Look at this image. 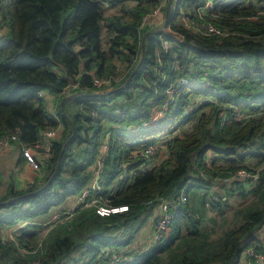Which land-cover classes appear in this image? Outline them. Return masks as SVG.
<instances>
[{
  "label": "trees",
  "instance_id": "trees-1",
  "mask_svg": "<svg viewBox=\"0 0 264 264\" xmlns=\"http://www.w3.org/2000/svg\"><path fill=\"white\" fill-rule=\"evenodd\" d=\"M160 1L113 0L122 5L121 13L106 18L102 0H0V26L7 30L0 33V138L17 134L21 145L32 146L43 131L64 125L62 136L52 142L44 182L22 191L10 188L0 197L4 202L29 194L0 206V264H108L116 253L132 255L118 250L130 245L157 204L178 200L187 183V203L174 209L168 235L142 256L134 254L132 262L119 264H237L245 249L262 251L254 235L264 225V168L252 170L247 161L264 162V119L254 116L264 109V0H173L168 25L146 38L132 80L105 96L137 67L143 35L162 26L152 23L140 30L142 17ZM207 1L212 9H204ZM131 2L136 4L126 6ZM180 16L195 25L186 27ZM207 23L226 35H208ZM104 28L112 35L108 50L102 48ZM114 58L128 64L118 81ZM66 75L78 83L69 95L89 96L66 100L64 114L60 103L67 95L62 92L71 85ZM108 77L110 87L93 86L94 78ZM41 93L58 96L57 119ZM163 106L164 116L155 121ZM237 111L249 116L236 119ZM191 122L192 129L185 131ZM72 127L75 135L49 183ZM106 136L99 186L85 201L127 210L101 216L94 206L82 205L62 210L70 211L63 221L54 216L43 221L52 208L91 187ZM150 145L157 146L155 155L140 156ZM161 149L166 157L151 166ZM241 169L258 173L251 190L240 182L236 188L243 195L252 191L254 201L237 211L239 224L210 242L189 194ZM233 184L224 186L234 191ZM206 199L213 209L225 202L222 196ZM52 222L67 226L45 241L40 230ZM6 226L17 228L14 241H4Z\"/></svg>",
  "mask_w": 264,
  "mask_h": 264
},
{
  "label": "built area",
  "instance_id": "built-area-1",
  "mask_svg": "<svg viewBox=\"0 0 264 264\" xmlns=\"http://www.w3.org/2000/svg\"><path fill=\"white\" fill-rule=\"evenodd\" d=\"M110 1L111 0H102V3H103V5H107ZM166 5H167V0H161L159 5L155 9L146 13L142 17L140 30L145 29V27L147 25H150L152 23V21H156L157 19H159V21H160V19L163 18V13H164V9L166 8ZM212 8H213L212 1H207L204 9H212ZM200 10L202 11L203 8H200L199 11ZM182 21H183L184 25L188 28L195 25L194 21L188 19L185 16L182 17ZM203 29H204V32H206L208 35H210V34L211 35L212 34L226 35V33H224L221 29H219L218 27H216L210 23L204 24ZM161 39L163 41L164 47H167V42L163 38H161ZM112 80L113 79L111 77L103 78V79L94 78L93 79V86L96 87L97 89L110 87ZM183 81L186 82V79H183ZM77 88H78V83H74L73 85H70L68 88H66L62 93L64 95H68V94H70V91H73ZM41 96H42V93H41ZM165 111H166V106H163L155 114L154 120L157 121L159 118L163 117ZM234 116L236 119H243V118L248 117L249 115H245V114H242L241 112L237 111L236 113H234ZM254 116L261 118V119H264V109L257 111L254 114ZM52 117H54V116H52ZM225 119H226V117L223 118V121ZM129 128L131 129V127H129ZM57 134H58V128L54 127V128H50V129L43 131L41 134V137L45 140L46 139L47 140H51V139L55 140L57 137ZM108 141H109V137L106 136V141L101 146V149L103 148L105 152L102 153L101 149L99 151V152H101V154L98 156L99 160L96 161V171H95V176H94V180H93L91 187H89L88 189H85L83 191V194L81 196L82 198L80 199L79 204H77V202H76L74 207H72L71 211H73L75 208L82 206V205L94 206L96 208V212L101 216L109 215L111 213L118 212V211L127 210V208H128L127 206L112 207V206L105 205V204L98 205L97 204L98 202L95 199L91 200V203H89V202L87 203L85 201L86 198L90 195V193L93 190H96L99 186L98 183H99L100 174H101V171L103 168V160H104L105 154H106L107 149H108ZM14 142H19V138H18L17 134L2 136L0 138V150L4 149L5 147L9 146L10 143H14ZM39 146H40L39 142H37L36 144H34L32 146H24V145L21 146V153L30 165H36V159L33 155L32 148H38ZM156 152H157V146L150 145L141 152L140 156L152 157L153 155H155ZM262 153H264V149L262 150ZM220 180H221V183H223V184H229L231 182H235L236 183L235 187L241 183L246 190H251L256 185V181L258 180V173H252V172H249L245 169H241V170H238L231 177L222 178ZM188 184L189 183L184 185V187L182 188L178 200H175V201L162 200L155 207L156 215L152 219V225L149 228V232L151 234V246L155 245L156 243H158L159 241H161L165 237L166 232L168 231V229L171 227V225L173 223L174 209L178 208L180 205L187 203V187H188ZM247 188H251V189H247ZM214 198H217V196H214ZM69 212L59 213V214L54 216V219L63 221L64 220L63 216L67 215ZM15 231H16V229H13L12 231H10L8 237L5 238L4 241H6V240L14 241L15 240V237H14ZM133 255L134 254L123 255V254L116 253V254L111 255L109 257L108 264L130 263L134 259ZM241 257L244 260V264H264V252L258 251L252 247L245 249L243 251ZM104 258H105V256H99V260L104 259ZM94 264H98V263H94Z\"/></svg>",
  "mask_w": 264,
  "mask_h": 264
},
{
  "label": "crops",
  "instance_id": "crops-1",
  "mask_svg": "<svg viewBox=\"0 0 264 264\" xmlns=\"http://www.w3.org/2000/svg\"><path fill=\"white\" fill-rule=\"evenodd\" d=\"M111 0L107 5H104V16L106 18H110L114 15H119L121 13V7L122 5H113ZM136 4L135 2H131L126 6H133ZM153 24H163V18L157 19L156 21H152ZM151 23V24H152ZM6 28L3 24L0 26V33H6ZM112 35L108 34L107 28L103 29L102 34V48L104 50H108L110 46V37ZM112 63L115 65V80L118 81L122 79L126 73L128 72L127 62L124 60H118L114 58L112 60ZM120 72L119 76H117V73ZM91 74L94 76L95 72H91ZM63 94V93H62ZM69 96V94L67 95ZM42 97L44 98L46 110L51 116L56 117L57 119V110L59 106V98L58 96L50 93H42ZM66 98V97H65ZM62 103V102H61ZM60 103V105H61ZM77 107L75 105H71V110L74 111ZM56 115V116H55ZM61 125V126H60ZM58 128V134L55 140H58L64 131V125L59 122V124L56 126ZM54 139L51 140H45L42 137L39 140L40 146L38 148H32L33 155L36 159V165H30L27 160L23 157L21 153V144L19 142L10 143L9 146L5 147L4 149L0 150V197L3 195H6L10 188H13L14 191H22L26 189L27 187L31 186L32 184H41L44 182L45 178L48 175L49 172V160L51 159V152L49 150V147L51 148L52 142ZM49 142L50 144L48 145ZM42 143V144H41ZM162 142H160L161 144ZM36 149V150H35ZM101 149V148H100ZM48 150V151H47ZM158 154V155H157ZM155 156V159H151L152 165H156L161 161L164 157H166V152L164 149H161ZM206 185H212V190L207 188ZM222 187L221 192H223L222 199L224 201H227L228 198V192L227 190H231V187L220 182H214V183H208L205 184V186H200L198 191L190 196V206L195 211L196 214H202V213H208L211 210V206L208 207V205L205 204L208 199L204 200V196H221L218 193H214L215 191H218L219 189H214V187L219 186ZM236 184H233V187L235 190L239 186ZM231 193V192H230ZM217 194V195H214ZM72 201H70L71 205L75 203L74 198H71ZM70 199H68L69 201ZM64 210V209H61ZM70 210V209H66ZM156 210H153V213L155 214ZM153 214V215H154ZM152 215V216H153ZM48 217V215L46 216ZM42 219L48 220V218L42 217ZM46 223H44L45 225ZM62 224V223H60ZM62 226V225H60ZM58 226V227H60ZM61 228V227H60ZM10 227H5L2 231V236L5 238L8 237L10 233ZM61 230H57L56 232H60ZM50 231H48L49 233ZM59 234V233H58ZM255 238L258 240V245L261 247V252H264V225L256 232L254 235ZM112 249V248H111ZM237 264H244V260L241 257Z\"/></svg>",
  "mask_w": 264,
  "mask_h": 264
},
{
  "label": "rangeland",
  "instance_id": "rangeland-1",
  "mask_svg": "<svg viewBox=\"0 0 264 264\" xmlns=\"http://www.w3.org/2000/svg\"><path fill=\"white\" fill-rule=\"evenodd\" d=\"M180 19H182L181 16H180ZM119 73L120 72L117 73V76L120 75ZM192 126H193V122L188 123L185 125L184 130L189 131L192 129ZM101 151L102 153L105 152L103 148L101 149ZM100 154L101 152H98L95 161L99 160L98 156ZM153 159H155V157ZM247 163L250 165V167H252L251 168L252 170L258 169L260 171V169L264 168V162L256 166L257 160L254 158L248 159ZM206 187L212 190V185H206ZM199 188L200 187L192 189L193 191L191 192V195L193 194V192L195 193L196 191H198ZM214 189H219L218 191H215L214 193H218L221 196H223V192H221L220 190L222 189V187H220V185L217 187H214ZM247 189H251V188H247ZM83 191L75 197L74 199L75 203L77 202V204H79V201L82 198L81 196L83 194ZM227 191H229L227 201L222 203L220 207H217L215 209L211 208L210 212L208 213L206 212L202 214H197V217L201 219V229L203 231H207V234L209 237L208 241L210 242H214L218 240L219 237L224 233V231L239 224L241 220H240V217L237 211L239 209L248 207L254 201V195L252 191L251 192L247 191V193H244V195L240 193L239 190H234V191L227 190ZM70 201H72V199H70L69 201L67 200L66 202H64L62 205L58 207L52 208L48 214V217H46L47 216L46 215L44 216V218L51 219L53 216L59 213H62L61 209L71 210L72 207H74L75 203L71 205ZM153 214L154 213H152V215ZM155 215H156V212L153 216H151V218H149L146 221V223L136 233L135 238L131 241L130 245L127 248H121L118 251L119 252L127 251V253L142 256V254L151 247V234L149 232V228L152 225V219L154 218ZM59 224L60 223L52 222L51 224H48L45 227H43L40 230L41 238L47 241L59 233V232H56L57 230H63V228L67 226V225H62L60 228L57 226ZM13 229H17V228L14 227V228H10L9 230L12 231ZM48 231L50 232L48 233ZM166 235H168V233H166ZM124 238L125 236L120 237V239H124ZM113 246L114 245H111L109 248H112V250H116Z\"/></svg>",
  "mask_w": 264,
  "mask_h": 264
},
{
  "label": "water",
  "instance_id": "water-1",
  "mask_svg": "<svg viewBox=\"0 0 264 264\" xmlns=\"http://www.w3.org/2000/svg\"><path fill=\"white\" fill-rule=\"evenodd\" d=\"M172 2L173 0H167V5H166V8L164 10V13H163V24L161 27H158V28H152L150 29L149 31H147L144 35H143V38H142V56H141V60L140 62L138 63L137 67L135 68V70L131 73V75L128 77V79L124 82V84L120 87V88H117V89H114L112 91H109L107 93H105L104 95L105 96H108L112 93H115L116 91L120 90V89H124L127 84L132 80L135 72L140 68L141 66V63H142V60H143V57H144V52H145V43H146V38L152 34H157L160 30L164 29L167 25H168V22H169V19H170V14H171V7H172ZM66 78L69 80L70 84L73 85L75 83V81L73 79H70L68 77V75H66ZM77 95H81L83 97H86V96H89L87 94H84V93H81V92H77L75 94H71L69 96H67L66 98L63 99L62 103H61V109H62V112L65 114V101L68 100V99H71L73 98L74 96H77ZM95 96H98V95H101V94H94ZM73 128V135L71 137H69L66 142L64 143L63 147H62V150L60 152V155L58 157V160H57V164H56V167H55V171L49 181V183L51 182L52 179H54V177L56 176L58 170H59V167H60V163L62 161V157L64 155V152H65V149L66 147L68 146V144L72 141L74 135H75V130H74V127ZM29 194H25V195H21V196H17V197H14L12 198L10 201H4V202H0V206H4L8 203H11V202H15L21 198H24L26 196H28Z\"/></svg>",
  "mask_w": 264,
  "mask_h": 264
},
{
  "label": "bare ground",
  "instance_id": "bare-ground-1",
  "mask_svg": "<svg viewBox=\"0 0 264 264\" xmlns=\"http://www.w3.org/2000/svg\"><path fill=\"white\" fill-rule=\"evenodd\" d=\"M193 111V110H192ZM190 112V111H189ZM61 126V125H60ZM48 143V145L50 144L49 142H47ZM42 144V143H41ZM21 148V147H20ZM50 148V147H49ZM51 149V148H50ZM36 150V149H35ZM48 151V150H47ZM102 262V261H101ZM99 264V263H98Z\"/></svg>",
  "mask_w": 264,
  "mask_h": 264
}]
</instances>
